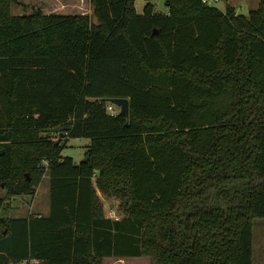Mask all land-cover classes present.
<instances>
[{"label": "trees", "instance_id": "obj_1", "mask_svg": "<svg viewBox=\"0 0 264 264\" xmlns=\"http://www.w3.org/2000/svg\"><path fill=\"white\" fill-rule=\"evenodd\" d=\"M88 2L92 15L12 14L18 0H0V209L49 177L46 215L0 217V264H252L264 0L247 15L201 0L141 13L135 0ZM112 97L128 116L107 110ZM73 137L89 139L78 163L62 155ZM97 190L120 200L119 217Z\"/></svg>", "mask_w": 264, "mask_h": 264}, {"label": "rangeland", "instance_id": "obj_2", "mask_svg": "<svg viewBox=\"0 0 264 264\" xmlns=\"http://www.w3.org/2000/svg\"><path fill=\"white\" fill-rule=\"evenodd\" d=\"M147 1L154 4L156 11H167L165 0H135L138 13L142 12ZM18 2V4L11 5L12 14H29L34 8H40L44 13L92 15L88 0H18ZM259 3L260 0H218L214 6L223 11L227 6H232L237 14L247 15L250 10L256 9ZM115 109L119 110V107L115 105ZM50 135L54 136V133L50 132ZM88 144L89 139L85 137L69 138L66 147L62 150V155L71 156L78 163L85 157ZM4 194V189L0 188V197ZM103 199L104 213L113 218L119 217L121 213V207H118L120 200L116 197ZM47 210L49 211V177L45 174L35 187L33 194H19L8 197L0 209V217H25L38 213L46 215ZM252 250V264H254V260H256L255 264H258L256 256L259 250L264 253V218L253 219ZM102 264H154V262L147 256H130L103 258Z\"/></svg>", "mask_w": 264, "mask_h": 264}, {"label": "water", "instance_id": "obj_3", "mask_svg": "<svg viewBox=\"0 0 264 264\" xmlns=\"http://www.w3.org/2000/svg\"><path fill=\"white\" fill-rule=\"evenodd\" d=\"M155 33V31H153ZM109 102L119 107V113H122L126 116L129 115V101L125 97H112L108 99ZM88 155H86L83 159H87Z\"/></svg>", "mask_w": 264, "mask_h": 264}, {"label": "built area", "instance_id": "obj_4", "mask_svg": "<svg viewBox=\"0 0 264 264\" xmlns=\"http://www.w3.org/2000/svg\"><path fill=\"white\" fill-rule=\"evenodd\" d=\"M201 1H202V3L207 4V5H214L218 0H201ZM107 110L111 114H115L118 111V110L115 109V106H114L113 103L107 105ZM37 262L38 261L36 259L31 258V259H27V260L21 261L18 264H37Z\"/></svg>", "mask_w": 264, "mask_h": 264}, {"label": "crops", "instance_id": "obj_5", "mask_svg": "<svg viewBox=\"0 0 264 264\" xmlns=\"http://www.w3.org/2000/svg\"><path fill=\"white\" fill-rule=\"evenodd\" d=\"M91 6V5H90ZM91 11H92V9H91ZM97 192H98V195L101 197V199H102V201L104 200L103 199V197L101 196V194H100V192L97 190ZM103 208H104V201H103ZM48 211V210H47ZM104 211H105V208H104ZM38 214H41V213H38ZM105 215L106 216H108L106 213H105ZM105 258H107V257H105ZM104 258V259H105ZM256 258H257V260H258V264H264V253L263 252H261L260 250H259V253H258V255L256 256ZM255 262H256V260H254V264H255Z\"/></svg>", "mask_w": 264, "mask_h": 264}]
</instances>
